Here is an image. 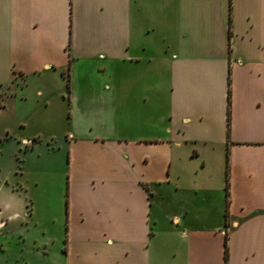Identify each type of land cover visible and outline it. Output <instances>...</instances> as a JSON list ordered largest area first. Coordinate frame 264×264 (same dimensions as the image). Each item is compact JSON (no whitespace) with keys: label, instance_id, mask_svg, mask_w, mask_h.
Masks as SVG:
<instances>
[{"label":"crops","instance_id":"0c3cea01","mask_svg":"<svg viewBox=\"0 0 264 264\" xmlns=\"http://www.w3.org/2000/svg\"><path fill=\"white\" fill-rule=\"evenodd\" d=\"M58 98V191L0 176L1 249L264 264V0H0V161Z\"/></svg>","mask_w":264,"mask_h":264},{"label":"rangeland","instance_id":"374dc122","mask_svg":"<svg viewBox=\"0 0 264 264\" xmlns=\"http://www.w3.org/2000/svg\"><path fill=\"white\" fill-rule=\"evenodd\" d=\"M61 104L62 100L58 98L57 101H51L48 108H44V105L40 107L38 112L42 121L39 123V126L35 124L34 126L26 127L24 130L25 136L30 141L35 142L38 147L34 153L29 154L26 158L21 154H17V156H12L7 161H0V176L5 171L10 170L28 180L41 170L44 174L48 175L49 180L46 183V189L49 193L54 194L58 186H56V178L53 179L51 175L54 172L61 171L62 173L66 164L63 150H58V144H60L61 140H57L63 134L65 126L64 120L66 115L59 113ZM46 120L48 122L43 123ZM24 147L25 145L22 146V149ZM47 150L55 153L56 156L54 154L48 156L45 153ZM58 155H60L59 158L57 157ZM61 190H64L63 185ZM42 253L43 247L40 244L34 246L32 240L27 238L21 249L15 247L14 250H11V248L4 250L0 247V264H42V261H46V264H49L47 256L50 253L44 257ZM44 258L45 260H43Z\"/></svg>","mask_w":264,"mask_h":264},{"label":"trees","instance_id":"16d2710c","mask_svg":"<svg viewBox=\"0 0 264 264\" xmlns=\"http://www.w3.org/2000/svg\"><path fill=\"white\" fill-rule=\"evenodd\" d=\"M228 157V156H227ZM228 160V158H227ZM228 182L226 185V196L228 197ZM224 259H225V264H227V259H228V252H227V243L225 242V252H224Z\"/></svg>","mask_w":264,"mask_h":264}]
</instances>
